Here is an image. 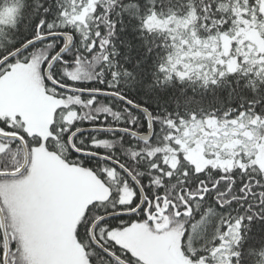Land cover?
Returning <instances> with one entry per match:
<instances>
[{
  "label": "snow or ice",
  "instance_id": "1",
  "mask_svg": "<svg viewBox=\"0 0 264 264\" xmlns=\"http://www.w3.org/2000/svg\"><path fill=\"white\" fill-rule=\"evenodd\" d=\"M0 264H264V0H0Z\"/></svg>",
  "mask_w": 264,
  "mask_h": 264
}]
</instances>
